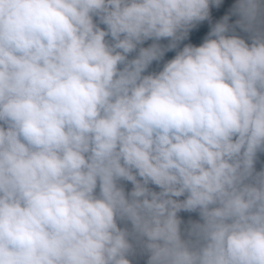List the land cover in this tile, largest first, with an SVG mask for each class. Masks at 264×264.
Masks as SVG:
<instances>
[{
    "label": "clouds",
    "instance_id": "1",
    "mask_svg": "<svg viewBox=\"0 0 264 264\" xmlns=\"http://www.w3.org/2000/svg\"><path fill=\"white\" fill-rule=\"evenodd\" d=\"M0 264H264V0H0Z\"/></svg>",
    "mask_w": 264,
    "mask_h": 264
}]
</instances>
